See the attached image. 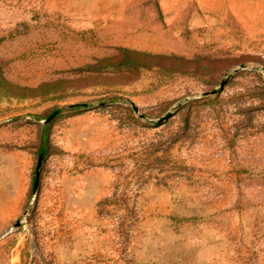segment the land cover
Masks as SVG:
<instances>
[{
	"label": "rangeland",
	"instance_id": "obj_1",
	"mask_svg": "<svg viewBox=\"0 0 264 264\" xmlns=\"http://www.w3.org/2000/svg\"><path fill=\"white\" fill-rule=\"evenodd\" d=\"M0 71V264H264V0H0Z\"/></svg>",
	"mask_w": 264,
	"mask_h": 264
},
{
	"label": "trees",
	"instance_id": "obj_2",
	"mask_svg": "<svg viewBox=\"0 0 264 264\" xmlns=\"http://www.w3.org/2000/svg\"><path fill=\"white\" fill-rule=\"evenodd\" d=\"M159 58H168V59H175L177 57L175 56H160V55H155V54H151L148 52H142V51H137V50H130V49H126V48H121L119 50L118 55L115 58H112L110 61V65L109 67L111 68V70L113 69H117L118 68H123L125 71H138L139 68L145 67L147 68L149 65L147 64L148 62L151 63L150 60H154V59H159ZM143 59L147 60V63H145L144 61H142ZM140 60L142 62H140ZM183 60V59H181ZM117 62V63H115ZM188 62V61H186ZM96 68V67H95ZM0 84L2 85H11V83H9L2 75V72L0 71ZM74 107H82V106H78V105H74ZM50 150V145H49V139H48V135L46 133H44V135H42L41 137V142H40V146L38 149V153L39 155H43V157L45 158Z\"/></svg>",
	"mask_w": 264,
	"mask_h": 264
},
{
	"label": "water",
	"instance_id": "obj_3",
	"mask_svg": "<svg viewBox=\"0 0 264 264\" xmlns=\"http://www.w3.org/2000/svg\"><path fill=\"white\" fill-rule=\"evenodd\" d=\"M242 68L244 66H241ZM137 110V109H136ZM57 115V111L54 112L52 115H50V117L47 119V122H50L52 120V118H54L55 116ZM165 119V118H164ZM163 119V120H164ZM42 163H43V155H40L39 156V161H38V164H37V174H36V180H35V188L37 189L38 186H39V181H40V174H41V167H42ZM20 224V221H18L16 224H15V227L18 226Z\"/></svg>",
	"mask_w": 264,
	"mask_h": 264
}]
</instances>
